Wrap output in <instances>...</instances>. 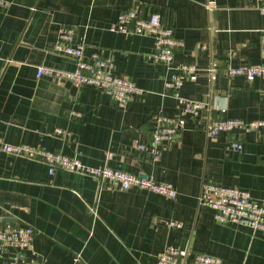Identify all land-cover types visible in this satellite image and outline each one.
Instances as JSON below:
<instances>
[{
	"label": "crops",
	"instance_id": "crops-1",
	"mask_svg": "<svg viewBox=\"0 0 264 264\" xmlns=\"http://www.w3.org/2000/svg\"><path fill=\"white\" fill-rule=\"evenodd\" d=\"M264 0H8L0 4V139L24 142L171 184L174 199L130 187L116 188L73 170L55 169L42 159L0 148V221L30 225L31 249L10 248L33 264H156V254L176 247L191 256L207 253L223 264H264V234L220 222L199 204L204 180L245 188L264 202V131H221L208 136V116L264 117V77L228 76L225 64L264 63ZM136 8L158 12L174 26L183 45L174 62L195 63L183 95L204 99L210 109L180 116L176 141L158 160L135 148L148 140L155 114H179L165 93L166 66L146 57L150 35L112 31L118 14ZM62 26L74 28L85 56H110L114 73L129 76L143 90L125 108L92 84L75 85L36 74L40 64L73 70L75 59L53 44ZM214 65L215 70L206 68ZM69 130L64 136L56 128ZM239 139V150L226 148ZM111 156L106 157V151ZM182 222L169 227L166 220Z\"/></svg>",
	"mask_w": 264,
	"mask_h": 264
},
{
	"label": "built area",
	"instance_id": "built-area-1",
	"mask_svg": "<svg viewBox=\"0 0 264 264\" xmlns=\"http://www.w3.org/2000/svg\"><path fill=\"white\" fill-rule=\"evenodd\" d=\"M7 3L8 0H0L2 5ZM259 8L264 12V4H260ZM109 29L125 34L152 36L153 48L146 54V57L154 62L163 63L169 72L164 82L165 93H169L178 101L179 114L168 115L162 112L155 114L149 139L134 141L135 148L148 152L151 159L156 161L162 149L176 141L181 127V115H197L210 109L208 101L186 96L180 92L184 79L195 75L200 68L192 62H174V53L182 47L183 40L174 34L172 24L163 22L158 12L143 16L136 8L123 10L118 14L116 21L109 25ZM73 34L72 26H62L53 44V49L72 56L75 59V68L66 70L40 64L36 67V74L49 75L59 82L70 80L75 85L92 84L108 93L119 107L125 108L132 96L143 89L137 86L129 76L115 74L114 62L110 56L99 52H92L85 56L83 41L74 42ZM206 69L213 71L216 67L211 65ZM223 71L228 76L264 77V63L225 64ZM203 127L210 137L216 136L221 131L238 130L242 133L251 130L264 131V117L246 119L222 115L208 116ZM55 132L64 136L70 135L69 130L60 127L56 128ZM241 147L242 142L239 139H232L226 144V148L232 150H239ZM0 148L14 155L42 159L55 169L73 170L90 175L100 183L111 187L147 189L165 194L172 199L177 195L176 189L165 181H157L152 177L119 167L89 165L74 155L38 145L7 142L0 139ZM110 156L111 151H106V157ZM197 198L199 204L209 206L214 210L216 221L234 222V224L249 227L253 231L258 230L264 234V202L253 199L247 189L204 180ZM166 222L169 227H182V222L178 220L169 219ZM34 236L35 230L30 225H15L10 222L2 224L0 226V264H33L32 261L25 262L19 255H13L7 262H2L1 257L10 248L31 249ZM156 264H223V261L207 253H195L189 256L176 247H166L156 254Z\"/></svg>",
	"mask_w": 264,
	"mask_h": 264
},
{
	"label": "water",
	"instance_id": "water-1",
	"mask_svg": "<svg viewBox=\"0 0 264 264\" xmlns=\"http://www.w3.org/2000/svg\"><path fill=\"white\" fill-rule=\"evenodd\" d=\"M66 85L70 86L73 90L76 88L75 84L72 83L70 80H65ZM9 220V218L2 217L0 221Z\"/></svg>",
	"mask_w": 264,
	"mask_h": 264
}]
</instances>
